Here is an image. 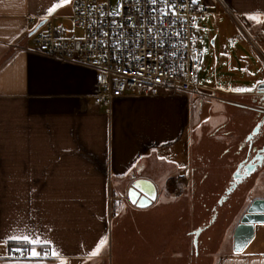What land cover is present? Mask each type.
<instances>
[{
	"label": "crops",
	"instance_id": "1",
	"mask_svg": "<svg viewBox=\"0 0 264 264\" xmlns=\"http://www.w3.org/2000/svg\"><path fill=\"white\" fill-rule=\"evenodd\" d=\"M205 1L209 14H228L227 9H231L233 17H243L264 47V0ZM54 5L55 10L49 13ZM72 12L73 0H0V264H120L116 242L111 239L112 221L118 217L113 213L114 205L119 204L116 210L139 212L143 210L134 205L150 206L162 216L164 206L175 205L162 181L173 169V162H165L162 154L179 146L187 135L185 157L188 163L194 162L196 144L192 145L191 138L195 131L185 99L166 93L178 107L174 125L165 132L156 109L161 95L117 98L104 108L93 100L95 83L90 69L36 49L33 35L44 29L45 19L52 15L63 21L67 15L70 19ZM234 81L218 94L225 106L211 112L209 121L214 119L215 123L210 133L237 118L255 125L264 117V91L257 90L264 81V71L255 70L249 77ZM244 129L227 134V138L238 137ZM202 149L209 154L210 149ZM233 152L228 151L218 161V166L226 165L225 170L222 176H212L215 183L208 186L215 195H222L218 204L247 178L231 188L235 174L229 179V172L237 158ZM263 181L264 176L257 175L247 188L248 206L254 199H264ZM239 220L233 218L226 224L218 244L225 249L217 250L214 256L209 253V264H264V223L255 225L254 237L242 251H235L234 230ZM190 233L194 249L195 230L188 226L186 234ZM177 234L172 239L177 238L180 245ZM20 235L51 243L36 245L40 255L33 256L30 245L9 247L13 242L23 243L8 239ZM104 237L106 242L98 254L91 255ZM156 237L163 239L162 234ZM184 238L190 244L189 237ZM156 240H149L142 249L145 264L157 259L153 254L152 259L145 255ZM178 247L177 261L196 264L202 259L196 251L190 253L189 247L182 254ZM17 248L26 256L12 257ZM51 249L59 256L52 255Z\"/></svg>",
	"mask_w": 264,
	"mask_h": 264
},
{
	"label": "rangeland",
	"instance_id": "2",
	"mask_svg": "<svg viewBox=\"0 0 264 264\" xmlns=\"http://www.w3.org/2000/svg\"><path fill=\"white\" fill-rule=\"evenodd\" d=\"M67 16L63 18V21L71 26L74 34L81 35L82 31L75 30ZM197 33L202 39L200 43L201 60L198 68L201 89L196 93L178 92L175 95V98H183L189 104L190 125H192V130L195 131L194 135L192 133L193 138H191L192 145L193 143L196 144V153H193L192 156L194 162L188 163L185 157L187 135L183 136L179 146L162 154L165 162H173V164H170L173 169L167 172L162 181L166 184L167 193L175 202L173 207L172 205L169 207L164 206L162 216L158 211H156L157 213L153 211L155 208L150 206L141 208L134 205L139 208L138 210H143L139 212L137 209L126 211L118 208L116 210L119 204L114 205L113 213L117 212L118 217L112 221L111 239L112 242H116V256L122 259L120 264H145L146 261L141 259L143 257L141 256L142 249L144 245L148 244L149 240L154 241L155 238L157 244L152 245L150 247L152 250L148 249L149 252L145 255L146 258L152 259L150 256L153 254V256H157V259L149 262L152 264H187L184 259L177 261L175 253H177L176 249L179 243L177 238L172 239V236L176 233H179L177 236H180L179 241L181 243L178 249L181 254L183 251L186 252L189 247L190 253L196 251L202 258L196 260V264H209L206 259L209 253L214 256L213 253L217 250L219 252L225 249V247L220 248L218 244L226 224L233 218H236V221L241 218V213L247 208L249 203L246 197L247 188L257 175L259 178L264 176L263 163L247 176L222 204H218V200L222 195H215L216 191L209 188L215 183L214 180H211L212 176H215V174L216 176H222V171L225 170L223 167L226 165L222 163L221 166H218V161L228 151H235L233 152L234 156L237 155L232 170L229 172L231 174L229 179H232L238 164L248 155H252L255 152V147L260 146L264 140V135L257 136L253 144L250 145L246 135L251 132L254 123L253 125L247 124L242 118L234 119L230 123L222 125V127L215 130V133L209 132L214 127L212 124L215 123L213 118V122L209 121L211 112L225 106L217 99L219 92L222 88L226 89L236 83L234 79L247 78L255 70L264 71V47L260 45L254 36L248 22L237 14L235 17L226 13L208 14L201 19V25L198 27ZM249 65L250 68H247ZM248 85L255 84L249 83ZM169 92L168 90H160L159 95L162 96L160 97L162 100H160L159 107H156L158 115L162 116V126L165 132L176 121L177 103L174 99L166 96V93ZM101 105L104 108L109 107V104ZM257 114H259V117L261 116L260 118L263 117L260 112ZM243 128H245L244 132L238 137L233 135L230 139L227 138V134L237 132ZM238 138H240V141L236 142ZM201 142L203 143L200 146ZM218 146L221 148L218 149ZM202 147L210 149L209 154L208 151H203ZM195 163L198 165L196 166ZM193 168L195 170L194 174ZM180 176L190 177V184L185 193L180 197H175L171 192V180ZM260 182L259 180V186H261ZM262 184L264 185V181ZM221 193L223 194V192ZM127 200L133 205L129 196ZM124 222H127L125 226ZM188 226L190 230L192 228L195 230L196 247L194 249L191 247L193 234H186ZM154 232L156 234L152 235ZM159 234H162L163 242L156 237ZM184 236L189 237L190 244L187 243ZM160 242L162 245L159 246ZM251 245H248L247 248L250 249L249 246ZM126 256L128 260H125ZM203 258L206 260H203Z\"/></svg>",
	"mask_w": 264,
	"mask_h": 264
},
{
	"label": "built area",
	"instance_id": "3",
	"mask_svg": "<svg viewBox=\"0 0 264 264\" xmlns=\"http://www.w3.org/2000/svg\"><path fill=\"white\" fill-rule=\"evenodd\" d=\"M227 13L234 16L231 9ZM205 0H73L66 22L48 16L33 35L36 49L93 72L96 104L126 96L196 93L201 89V19ZM190 177L171 180L173 196L189 187ZM11 256L25 257L12 250Z\"/></svg>",
	"mask_w": 264,
	"mask_h": 264
},
{
	"label": "water",
	"instance_id": "4",
	"mask_svg": "<svg viewBox=\"0 0 264 264\" xmlns=\"http://www.w3.org/2000/svg\"><path fill=\"white\" fill-rule=\"evenodd\" d=\"M257 90L264 91V81L259 83ZM259 152H264V147L258 150ZM242 165V164H241ZM246 174L239 173V169L234 175L235 183L231 185L233 188L236 182L241 181L246 175L252 173L256 167L255 164H247ZM228 189V192L231 190ZM258 223H264V199L257 198L254 199L246 211L242 214L239 223L236 225L234 230V250L242 251L245 246L252 240L255 233V225Z\"/></svg>",
	"mask_w": 264,
	"mask_h": 264
},
{
	"label": "snow or ice",
	"instance_id": "5",
	"mask_svg": "<svg viewBox=\"0 0 264 264\" xmlns=\"http://www.w3.org/2000/svg\"><path fill=\"white\" fill-rule=\"evenodd\" d=\"M63 3H68L69 0H62ZM153 3L156 2V0H152ZM55 5L52 8L48 9V12L51 13L52 11L55 10ZM250 18H255V17H250ZM9 240H16V241H22L25 245H30V254L33 256H39L40 252L36 250V245H45V244H50V241L43 240L39 237H34L30 235H20V236H10L8 238ZM106 237L101 238V240L98 242L96 248L93 250L91 255H96L98 254L100 248L103 246V244L106 242ZM16 251H22V249L17 248ZM51 254L54 256H59V253L55 249H51ZM48 252H45L44 255H48ZM61 264H65V262L61 261Z\"/></svg>",
	"mask_w": 264,
	"mask_h": 264
},
{
	"label": "flooded vegetation",
	"instance_id": "6",
	"mask_svg": "<svg viewBox=\"0 0 264 264\" xmlns=\"http://www.w3.org/2000/svg\"><path fill=\"white\" fill-rule=\"evenodd\" d=\"M264 135V117L256 122V124L253 126L251 132L247 136V141L251 145L257 138V136H263ZM264 147V140L262 141V144L258 147H255V152L252 155H248L243 161L242 165L239 168V173L246 174L247 168L245 167L247 164H255L256 167L254 171L264 163V152L261 153L258 150ZM251 174V173H250ZM250 174L246 175L249 176Z\"/></svg>",
	"mask_w": 264,
	"mask_h": 264
},
{
	"label": "trees",
	"instance_id": "7",
	"mask_svg": "<svg viewBox=\"0 0 264 264\" xmlns=\"http://www.w3.org/2000/svg\"><path fill=\"white\" fill-rule=\"evenodd\" d=\"M12 246H13V247H15V246H18V247H25V246H26V247H27L28 245H25L24 243H21V242H19V243H18V242H17V243L13 242V243H10V244H9V247H10V248H11ZM11 249H12V248H11Z\"/></svg>",
	"mask_w": 264,
	"mask_h": 264
}]
</instances>
